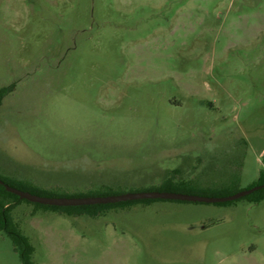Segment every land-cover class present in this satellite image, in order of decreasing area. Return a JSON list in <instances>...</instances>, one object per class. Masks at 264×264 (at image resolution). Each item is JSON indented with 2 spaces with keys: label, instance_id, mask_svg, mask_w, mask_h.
Instances as JSON below:
<instances>
[{
  "label": "rangeland",
  "instance_id": "rangeland-1",
  "mask_svg": "<svg viewBox=\"0 0 264 264\" xmlns=\"http://www.w3.org/2000/svg\"><path fill=\"white\" fill-rule=\"evenodd\" d=\"M5 86L3 177L68 196L172 176L246 190L264 170V0H0ZM11 215L35 264H264V199ZM0 264H20L2 231Z\"/></svg>",
  "mask_w": 264,
  "mask_h": 264
},
{
  "label": "trees",
  "instance_id": "trees-1",
  "mask_svg": "<svg viewBox=\"0 0 264 264\" xmlns=\"http://www.w3.org/2000/svg\"><path fill=\"white\" fill-rule=\"evenodd\" d=\"M12 90V86H5L0 88V103L2 98ZM262 162L264 163V153L262 155ZM0 179L4 183L14 186L16 188L29 191L34 194L43 195V196H68L60 195L54 191H50L44 188H41L28 180L14 179L10 177H3L0 175ZM264 184V170L259 171L257 181L252 185H262ZM157 190H167L174 192H188L186 189H195L194 193L209 195V196H222L226 195L225 193H218V189L215 184L208 185L205 187L199 186L193 180H176L174 176L168 177L164 183L160 185ZM191 192V191H190ZM111 186L101 185L100 190L97 193L87 194V196H102L113 194ZM71 196H86V195H71ZM247 199L248 201L257 203L264 199V186H261L259 189L239 198L236 200ZM155 200L163 199H139V200H128L116 203H107V204H93V205H80V206H55V205H45L39 203H33L35 209H43L45 211H53L59 214L79 216L87 215L95 217L106 211L107 209L113 207H126L133 203H150ZM233 200V201H236ZM27 201L26 199H20L16 194L9 192L5 189L4 185L0 183V231L4 232L11 240L13 244L14 251L19 257L20 264H35L32 260V254L34 252V246L31 244L29 238L25 236L16 223L14 222L11 211L13 207L22 202ZM233 201L218 202L217 204H227ZM29 202V201H27Z\"/></svg>",
  "mask_w": 264,
  "mask_h": 264
},
{
  "label": "water",
  "instance_id": "water-1",
  "mask_svg": "<svg viewBox=\"0 0 264 264\" xmlns=\"http://www.w3.org/2000/svg\"><path fill=\"white\" fill-rule=\"evenodd\" d=\"M0 183L4 185L9 192L16 194L20 199H26L29 202L55 205V206H80L93 204H107L116 203L128 200L139 199H163V200H177L186 202H201V203H218L225 201H233L239 199L257 189L262 185H254L253 187L240 190L238 192L223 195V196H209L201 194H191L184 192L163 191V190H145L136 192H125L120 194H110L102 196H43L31 193L26 190L10 186L0 179Z\"/></svg>",
  "mask_w": 264,
  "mask_h": 264
}]
</instances>
